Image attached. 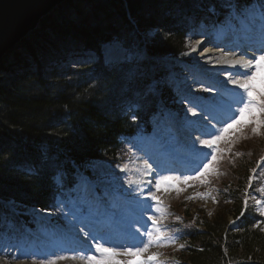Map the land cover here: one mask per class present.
<instances>
[{
  "label": "trees",
  "instance_id": "trees-1",
  "mask_svg": "<svg viewBox=\"0 0 264 264\" xmlns=\"http://www.w3.org/2000/svg\"><path fill=\"white\" fill-rule=\"evenodd\" d=\"M230 2L67 0L45 18L0 63V198L47 208L52 201L48 176L68 162L64 151L77 163L114 156L122 134L135 126L129 119L133 108L140 124L147 119L155 100L144 95L152 80L148 61L106 66L104 44L118 40L132 51L145 44L141 33L157 28L162 32L146 38L148 55L175 57L186 50L188 20L196 25L221 18ZM82 51L96 52L99 62L68 63ZM159 74L164 76V70ZM114 81L119 92L106 90ZM250 148L235 162L224 163L217 184L222 198L213 219L195 205L182 206L185 219L196 217L184 238L183 264H264L261 229L248 217L237 228L228 221L230 215H241L249 169L263 144ZM6 214L10 212L0 204V217Z\"/></svg>",
  "mask_w": 264,
  "mask_h": 264
},
{
  "label": "rangeland",
  "instance_id": "rangeland-1",
  "mask_svg": "<svg viewBox=\"0 0 264 264\" xmlns=\"http://www.w3.org/2000/svg\"><path fill=\"white\" fill-rule=\"evenodd\" d=\"M258 4L260 5L261 3H257L254 4V5H251L247 10H249L246 14L247 16L249 17V19H251L250 22H255L257 23L256 20L253 19V17H256V18H259L260 14H259V11L256 10V13L254 12V10L252 8H258ZM262 4H264V0L262 1ZM245 14V13H244ZM130 22L134 25L135 22L134 21H131V19H129ZM262 22L264 21V19H261ZM262 22L258 21L259 24L262 25ZM39 27V26H38ZM162 32L161 30H159L158 32V29L156 28V30L151 34L147 32L146 33H141V36L143 34H146V36H154V35H157L158 33ZM225 33L227 34L222 28L219 29V32L213 34V31H211L210 29H204L202 30L200 33L194 35L193 37H191L188 41V47H189V53H187L186 57H187V60L192 64L194 65L195 67L198 68V65H202V68H215V69H220V68H223V67H226L228 64H226V58H220V60H213V64H215V66H212V67H209L207 66V64H204L206 62V59L208 57H200L206 49H208L207 46L210 45V43H206L204 44V46L206 47H196L195 45H193V41L194 40H207L210 39L212 41L216 40V39H220L221 38V34ZM229 32V31H228ZM200 34V36H198ZM214 46H215V43H213ZM205 48V49H203ZM215 48H217L215 46ZM105 50V53H106V62L109 63V64H112L114 62H117V61H121L123 58H124V51L123 49L121 48V46H119L118 44H112L106 48H104ZM139 56H144V54H140ZM167 62H164L165 65H167L168 68L172 69L171 70V73L172 75H174L178 80H181V82L183 80H186V83H191L193 84V80H191V75L193 74L194 75V71L191 70V68H188V65H190L189 62H185L184 60H181L180 64L178 65L180 67V70L177 71L175 70V68L177 67V64H173L172 62H169L168 59H166ZM223 61V63L220 65V62ZM182 63H185L184 67L182 66ZM218 64L220 66H218ZM223 65V66H222ZM182 69H186L187 71H182ZM215 69H211V70H208V71H212V75L211 77H217L219 75H222L221 78H225L227 76H229L228 74H224L223 73H220L221 71L218 72V70H215ZM255 77H256V81H257V85H258V92H259V95H260V80H261V77L260 75L257 73V69L255 70ZM183 86H186V84H183ZM205 101L208 103L210 102L209 100L205 99ZM206 102H204L203 105H207V106H210V104H207ZM220 102H223L222 100H220ZM239 131H236V134H238ZM79 133V132H78ZM246 134H248V131L246 132ZM250 136V134H248ZM76 136V135H74ZM240 139V136L236 139V136H235V139L232 141V145L235 144L238 140ZM257 145L255 144H251V142H248L247 140H244V141H240L236 144L235 148L236 149H243V148H249V147H252L250 149H253L255 148ZM249 150V149H248ZM90 167V166H89ZM163 187H161V190H159V194L162 196V200L165 202V203H169L170 204H174V203H178V193L179 192H182L184 191V188H181L180 190L181 191H175V190H170L169 188H167L168 190H162ZM194 198H196L195 196H193ZM184 200H188L187 196L184 197ZM210 203H207V202H203V201H200L198 203V207H202L206 210L207 212V215L209 216L210 219H213L215 217V214H216V211H217V207H216V203L214 201V199L209 200ZM177 205V204H176ZM159 209H162V211H159L160 213L164 211L165 209V204H162ZM45 224V223H44ZM37 226L41 229V232L44 233L45 237L47 236L49 238V243H47V245H49L50 247L48 249H46V251L43 253V255L45 257H47V259L45 261H43L41 259V256L37 253V252H34V244L32 242V244L29 245V250H30V253L27 254V257H30L32 256L33 259L29 262V264H47V260L48 259H54L56 256H59V255H65V256H68L69 258L68 259H63V260H56L55 261V264H88V262L85 260V261H82V260H75V259H72L67 253H65V251L63 250V248L66 246V245H70V243L74 242V236L73 234L75 235H78L79 234V231L75 228L74 226V221H69V228L71 229V233L69 235H62L60 233H57V232H52V231H48V229H46L45 227H43L40 223H37ZM34 231V230H33ZM32 231V234L34 235V232ZM37 235V233H35ZM31 237V236H30ZM28 237V238H30ZM11 241H9V238L7 237H3V241L0 242V250L3 248L4 246V243L9 245ZM11 247V245H9ZM22 248H25L26 246L24 244H21ZM171 243L169 244H164L163 246H156V245H152L148 252H146L143 256H152V255H158L159 256V259H160V264H165L163 261L166 260L161 258V253L164 249H167L168 247H171ZM182 248V245L181 244H175L174 246H172L171 248H168V249H172V250H169V252H172V253H175L176 250ZM20 255V254H18ZM135 257V258H132V257H128V256H120L118 257V259H121V260H124V261H127V260H132L134 259L137 264L140 260H142V257ZM82 262V263H81ZM22 263V262H21ZM0 264H16V263H10L9 261H7L5 258L1 257L0 256Z\"/></svg>",
  "mask_w": 264,
  "mask_h": 264
},
{
  "label": "snow or ice",
  "instance_id": "snow-or-ice-1",
  "mask_svg": "<svg viewBox=\"0 0 264 264\" xmlns=\"http://www.w3.org/2000/svg\"><path fill=\"white\" fill-rule=\"evenodd\" d=\"M244 64L252 67L254 66L257 69V73L260 75V95L259 97L254 96L253 92L256 89V85L254 83L255 76L252 73H248L245 76V83L239 84L238 86L244 90L246 96L241 97L239 102V107L237 109L239 115L238 117H232L225 125L219 130L218 133L212 134L209 139L202 140L201 144L205 147L212 149V152L205 154L206 162L202 165L201 170H199L196 174L192 176H185L182 183H187L189 179H196L199 176H204L211 171L213 163L217 161L216 152H219L218 144L219 142L226 137V135L230 132H235L240 130L241 125H247L254 123L256 128L254 132L259 134L260 129L264 127V120L259 119L261 115H264V54L259 56L258 58H253L247 61H244ZM233 83H237L234 81ZM195 115V112H193ZM252 117H256V119H251ZM151 167L150 165L148 166ZM173 179L169 176H160L159 179L155 182V187L157 191L161 190V186L167 184L168 181ZM180 179V178H175ZM168 190V189H165ZM176 191H181L180 189H176ZM152 200L157 201L159 204V198L155 195H152ZM247 203V202H245ZM158 211H162V209H158ZM149 219H152L149 217ZM156 221L153 220V225L155 226ZM164 231L160 227H155L154 232L145 230V239L139 245L129 246V247H116V246H105L103 243H97L95 245L96 251L100 254L99 258L94 255L81 256V259H84L88 262V264H137V262L132 260H121L118 259L120 256H128V257H141L146 252H148L149 248L152 245L161 246L164 244L175 243L176 237H165ZM68 256L59 255L54 259H48L47 264H55L56 260L68 259ZM72 259H76V256H72ZM138 264H160V259L158 255H152L145 260H140Z\"/></svg>",
  "mask_w": 264,
  "mask_h": 264
},
{
  "label": "water",
  "instance_id": "water-1",
  "mask_svg": "<svg viewBox=\"0 0 264 264\" xmlns=\"http://www.w3.org/2000/svg\"><path fill=\"white\" fill-rule=\"evenodd\" d=\"M67 0H0V63Z\"/></svg>",
  "mask_w": 264,
  "mask_h": 264
},
{
  "label": "bare ground",
  "instance_id": "bare-ground-1",
  "mask_svg": "<svg viewBox=\"0 0 264 264\" xmlns=\"http://www.w3.org/2000/svg\"><path fill=\"white\" fill-rule=\"evenodd\" d=\"M219 2H222V1H219ZM210 41L211 40L208 39V41L207 40L206 41L205 40H194L192 42L193 45H195L198 48L203 47L204 44H206V43H210V45L207 46L208 49H206L205 52L200 56V57H208L206 59V62L204 63V64H207V66H209V67L215 66V64L211 63V62H213V60H215V61L218 60L219 61L220 58L225 57L226 59H228V61H226L225 63L228 64L227 66L229 68V71L234 73L233 72L234 69L238 70L239 71L238 74H239L240 77L243 76V74L247 71V69H251L252 68V67H249V66L244 64V61L253 59L254 52L252 51V49H248L249 51L247 53L244 52V57L237 58L236 54H234V52H236V48H233V49L230 48V47H234L237 44L236 41H230L228 39L222 38L221 41H223V43H224L223 47L226 46V51H229V52H226V54H224L223 47L215 48L214 44L212 42H210ZM248 45L250 46V48L253 47V46H259L260 48H264L263 47L264 46V37L262 39L259 38V40L255 39V40L251 41ZM239 46L243 49L244 47H247V44H239ZM204 47H206V46H204ZM203 49H205V48H203ZM229 49H231V50H229ZM146 61H148L151 64L152 63V57H148L146 59ZM222 63H223V61L220 62V65ZM220 65L218 64V66H220ZM237 82L239 84H243L244 83L243 79H241L240 81L237 80ZM106 90H111L112 92H119V90H120L119 83L117 81H114V84L112 85V88L111 87H107ZM219 122H221V121H219ZM174 124H175V128L178 130V134L183 136V134L185 133V135L187 137H191L192 135L196 136V133H194V132H195V130H196L195 128L197 126L198 127H202V128H208V127H210L212 125V122L209 121V120H205L204 119L203 121H200V123H196L197 126L196 125L195 126L192 125V127H190V128L188 127L185 130L183 129V126H181L176 120H174ZM197 136H198V134H197ZM181 139H182V137H181ZM40 217H41V219L46 220V222H48L49 220H52L51 217H49V216H40ZM46 227L47 228H52V227H54V224L53 223H48L46 225ZM89 228H90V226H89ZM70 245H73V244L70 243ZM17 264H20V263H17Z\"/></svg>",
  "mask_w": 264,
  "mask_h": 264
}]
</instances>
